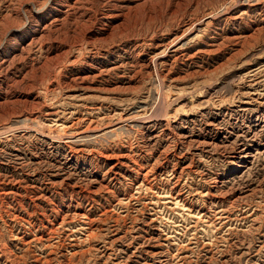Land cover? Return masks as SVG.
<instances>
[{
	"label": "rangeland",
	"instance_id": "374dc122",
	"mask_svg": "<svg viewBox=\"0 0 264 264\" xmlns=\"http://www.w3.org/2000/svg\"><path fill=\"white\" fill-rule=\"evenodd\" d=\"M0 264H264V0H0Z\"/></svg>",
	"mask_w": 264,
	"mask_h": 264
}]
</instances>
